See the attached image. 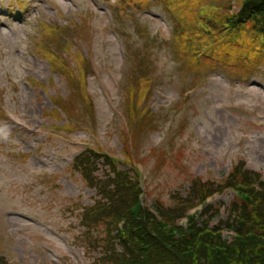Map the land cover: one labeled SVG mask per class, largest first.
Returning <instances> with one entry per match:
<instances>
[{"label":"rangeland","instance_id":"374dc122","mask_svg":"<svg viewBox=\"0 0 264 264\" xmlns=\"http://www.w3.org/2000/svg\"><path fill=\"white\" fill-rule=\"evenodd\" d=\"M192 3L28 0L17 18L21 4L0 0V110L10 121L0 113V254L14 264H102L99 247L87 251L80 214L98 198L91 177L114 169L76 155L85 141L142 162L155 210L224 178L240 159L264 178V47L239 29L236 44L216 46L194 66L203 38L194 29L206 27L192 28ZM173 21L183 40L171 36ZM53 108L61 117L49 125L41 113ZM116 167L132 178V166ZM225 192L211 202L227 204ZM222 207L212 220H225Z\"/></svg>","mask_w":264,"mask_h":264},{"label":"trees","instance_id":"16d2710c","mask_svg":"<svg viewBox=\"0 0 264 264\" xmlns=\"http://www.w3.org/2000/svg\"><path fill=\"white\" fill-rule=\"evenodd\" d=\"M239 6L233 26L244 25L242 30L252 32L255 37L256 29L264 35V0H243ZM81 153L86 163L91 158H97L89 155L88 151ZM104 160L114 169L112 175L100 180L91 177V182L100 197L108 198L110 205L107 207L98 200L93 207L85 206L80 219L85 226V234L91 230L97 232L95 236H90L93 238V245L99 243L104 250L99 257L102 264H264V239L261 237L264 236V184H261L259 191L252 192L251 199L231 203L232 213L244 219L238 225L233 220L224 225L233 230L235 235H223L220 230L225 227L221 224L208 227L205 231L203 227L195 225L190 229L188 226H177L169 230L159 227L148 213L146 222L139 221L136 229L134 223L137 219L127 217L125 230L129 232V236L126 241L122 240L124 250L117 252L110 230L114 228L117 218L126 216L130 201L128 196H132L128 192L132 187L126 183L130 178L125 171L116 168V163L106 158ZM79 163L80 165L74 164L75 167L84 168L87 172L88 165ZM230 177L233 183L249 185L254 182L256 173L241 172L240 168L235 167ZM141 213L142 209L139 214ZM99 224L102 232H99ZM247 229L255 230L259 237H244L243 232ZM98 232L102 236H98ZM86 240L89 241L87 237ZM137 245L142 246L141 251L136 252ZM0 264L11 263L0 256Z\"/></svg>","mask_w":264,"mask_h":264}]
</instances>
